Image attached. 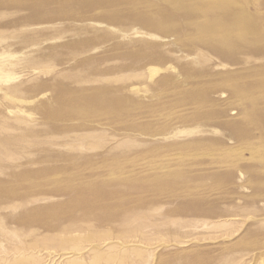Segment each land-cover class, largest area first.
Wrapping results in <instances>:
<instances>
[{"label":"rangeland","instance_id":"obj_1","mask_svg":"<svg viewBox=\"0 0 264 264\" xmlns=\"http://www.w3.org/2000/svg\"><path fill=\"white\" fill-rule=\"evenodd\" d=\"M0 264H264V0H0Z\"/></svg>","mask_w":264,"mask_h":264},{"label":"bare ground","instance_id":"obj_2","mask_svg":"<svg viewBox=\"0 0 264 264\" xmlns=\"http://www.w3.org/2000/svg\"><path fill=\"white\" fill-rule=\"evenodd\" d=\"M227 8V7H226ZM170 23V22H169Z\"/></svg>","mask_w":264,"mask_h":264}]
</instances>
